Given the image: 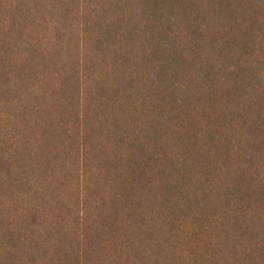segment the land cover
Returning a JSON list of instances; mask_svg holds the SVG:
<instances>
[{"label": "trees", "instance_id": "trees-1", "mask_svg": "<svg viewBox=\"0 0 264 264\" xmlns=\"http://www.w3.org/2000/svg\"><path fill=\"white\" fill-rule=\"evenodd\" d=\"M0 264H264V0H0Z\"/></svg>", "mask_w": 264, "mask_h": 264}]
</instances>
